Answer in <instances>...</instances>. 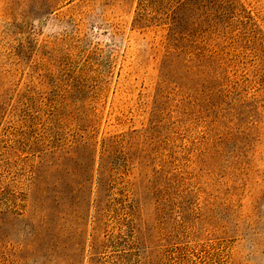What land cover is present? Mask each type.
<instances>
[{
    "label": "rangeland",
    "instance_id": "374dc122",
    "mask_svg": "<svg viewBox=\"0 0 264 264\" xmlns=\"http://www.w3.org/2000/svg\"><path fill=\"white\" fill-rule=\"evenodd\" d=\"M162 1L0 0V264H264V0Z\"/></svg>",
    "mask_w": 264,
    "mask_h": 264
},
{
    "label": "trees",
    "instance_id": "16d2710c",
    "mask_svg": "<svg viewBox=\"0 0 264 264\" xmlns=\"http://www.w3.org/2000/svg\"><path fill=\"white\" fill-rule=\"evenodd\" d=\"M190 1L191 0H170L169 5L171 8H175V11H176L175 13L176 15H178L182 13L189 4L191 6ZM148 7L152 9L168 8L167 4H165V1H162V0H152V2L149 3ZM147 20H151V18L149 19L147 18ZM171 25H172V30H173V36L174 34L176 35V34H180L183 32V24L179 18H172Z\"/></svg>",
    "mask_w": 264,
    "mask_h": 264
}]
</instances>
